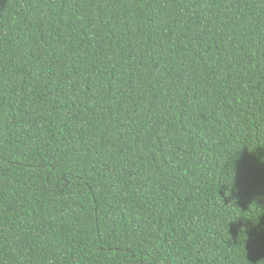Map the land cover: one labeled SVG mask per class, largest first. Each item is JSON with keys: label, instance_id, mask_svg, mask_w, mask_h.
<instances>
[{"label": "trees", "instance_id": "obj_1", "mask_svg": "<svg viewBox=\"0 0 264 264\" xmlns=\"http://www.w3.org/2000/svg\"><path fill=\"white\" fill-rule=\"evenodd\" d=\"M0 264H264V0H0Z\"/></svg>", "mask_w": 264, "mask_h": 264}]
</instances>
